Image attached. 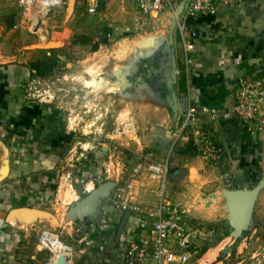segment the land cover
I'll use <instances>...</instances> for the list:
<instances>
[{"label": "rangeland", "instance_id": "374dc122", "mask_svg": "<svg viewBox=\"0 0 264 264\" xmlns=\"http://www.w3.org/2000/svg\"><path fill=\"white\" fill-rule=\"evenodd\" d=\"M68 2L44 14L40 0H0V71L14 68L15 84L5 97L19 103L14 110L0 109V188L12 190L8 197L16 190L26 195L39 189L33 173L21 179L31 171L32 155L40 162L38 171L50 174L53 180L49 205L38 207V212L12 214L10 210L16 205L8 207L5 217H9L6 223L11 237L6 248L0 246V264H59L66 253L72 264H110L108 249L93 256V248L85 247L87 242L83 247H79L81 238L74 242L75 233L60 232L55 215H78L81 212L73 209L82 201L84 231L117 226L119 234L123 224L129 227L125 216L116 222L109 220L111 209L102 203L115 204L125 191L134 196L139 188L135 178L152 175L135 169L141 161L143 169L155 164L149 158V148H143L140 141L144 140L139 135L144 126L137 122L143 110L138 99H158L159 95L166 97L168 104L173 99V53L176 47L184 51V46L181 29L171 13L151 17L137 6L126 12L120 8L124 0H104L105 10L90 12L86 7L81 16L82 20L92 19L100 10L105 13V25L99 29L101 36H95L96 42L94 35L80 32L65 40L59 32L67 26L75 29V23H65L74 16L73 11L67 13ZM96 43H101V48L98 45L95 49ZM160 47L164 53L156 57ZM12 113H20L17 121L9 120ZM205 121L193 120L185 126L184 119L180 120L178 151L209 161L206 166L213 179L224 175L225 170L219 162L222 150L218 159L203 150L206 144L217 145ZM33 124L39 129L36 135L30 127ZM9 127L20 132L13 135ZM47 146L52 149L47 150ZM125 154L129 162L126 167L119 163ZM10 166L20 169L17 176L9 174ZM260 176L257 189L246 199L235 193V185L224 182L215 187L214 180H208L199 197L209 202L220 195L218 217H213L211 210L205 212L206 203L194 209L186 206L188 215L194 214L189 215L191 227L198 231L189 264H264V169ZM77 192L82 196L78 201ZM25 195L21 197L28 199ZM17 205L25 209L34 206L30 201ZM97 205L100 213L93 211ZM46 231L54 233L66 247L53 248L45 240ZM142 232L139 239L149 237L148 229ZM120 249L115 262L126 264L122 246Z\"/></svg>", "mask_w": 264, "mask_h": 264}, {"label": "crops", "instance_id": "0c3cea01", "mask_svg": "<svg viewBox=\"0 0 264 264\" xmlns=\"http://www.w3.org/2000/svg\"><path fill=\"white\" fill-rule=\"evenodd\" d=\"M68 3L67 13L73 11L74 16L65 23L67 25L75 23V29L68 28L66 25L67 27L59 32V37L66 40L75 32H80L87 36L94 35L93 42H96L97 37L95 36L101 34L99 29L105 25L102 22L103 14H105L103 12L105 10L104 0H101L99 9L103 10L98 12V16L83 20L81 16L86 9V0H69ZM109 3L110 1L108 5ZM120 6V8L129 12L136 5L132 0H124ZM190 25L197 31V51L188 63L184 57L183 47L180 49L175 48L174 57L172 58L174 66L170 81L171 95L173 96V99H170L171 104H168L167 101L169 100L166 97L159 96L157 92L158 99H138L139 104L143 107L137 118V122L144 126L142 132L139 133L140 137L144 138V140L140 138L142 146L146 150L149 148V158L152 157L155 164L167 166V172L164 175H155L147 170L146 165L145 169L141 168L139 170V173L145 170L144 173H151L152 175H149L150 177L147 175L145 178L140 175V177L135 178L139 187L138 193L131 197L134 198L132 200L143 211V216L136 212L124 214L123 216L127 220L125 222H130V226L123 224L120 229L121 232L119 230L118 234L116 232L117 226L114 228V226L109 225L105 231L98 229H91V232H88L87 229L84 231L85 211H82L84 207L81 204L82 201L73 209V211L81 212L78 215L71 213L70 215L67 213L66 215L56 213L55 215L59 220L61 225L59 230L63 235L69 232H72V235L75 233L77 239H73L74 242L76 243L81 238L82 242H80L79 247H83V242H87L86 249L93 248V256L96 257L108 249L112 255L111 263L117 264L115 262L116 254L120 253L121 246L127 243L131 236L135 240L142 236V231L147 230V227L142 225L141 220L152 222L154 217L149 215L148 212L156 210L162 203L182 204L185 208L190 206L191 209L200 208L206 203L205 212L211 210L213 217H218L219 212L217 211L218 205L216 202L219 199L222 201L220 195L214 196L209 202L206 199L201 201L199 197L200 194H204V186L206 187L207 182L214 180L215 187L228 182L235 185L238 190H249L253 194L261 179L260 171L264 169V129H249L234 111V106L237 101L236 86L238 78L242 74L251 71L258 72L264 77V0L223 2L215 13L200 15L195 21H191ZM96 44L100 45L101 48V43ZM13 71L14 68L0 71V87H4L9 92L15 84ZM18 106L19 103L14 99H7L4 96L0 100V109L3 112L5 109H17ZM192 109H195L196 120H206L205 124L207 128L213 131V136H215L217 142V145H214L219 146L220 151L222 150L220 156L223 158L220 157L219 162L220 167L223 168V171L225 170V174L220 177L212 179L209 176L210 168L206 166V163L210 162L202 156H194L178 151L179 143L182 140L179 123L182 118L187 119L189 111ZM19 116L20 113H12L9 120L17 121ZM30 127H32L35 135L39 132L35 124ZM29 129L31 131V128L27 130ZM8 130L13 135L20 132L13 127H9ZM39 145L33 148L34 151H37ZM49 148L52 149V146H47V150ZM126 157L127 154L119 162L125 167L129 163ZM29 159L31 160V171L27 172L25 169V176L21 179L30 178L33 173V178H37L35 184H38L39 189L32 190L33 192L29 190L26 195L21 191L22 195L28 196V199H25L21 197V194H18L19 192L17 193V190L15 195H9L8 197L6 194H9L12 190L10 191L6 186L0 188V246H5V248L8 246L6 244L9 237H11L7 233L8 224L6 220L9 217H5L8 207L12 208L13 205H16L10 210L12 214L22 211L24 213H29V211L38 212V207L49 205L48 203L52 198L50 197L51 185L53 184L52 176L38 171L40 170L38 169L40 162L33 155ZM141 162L144 164L143 161ZM42 163L47 162L43 161ZM18 170H14L13 166H10L9 174L17 176L20 172V169ZM25 171L23 170V172ZM20 184L19 182L18 185ZM211 185L209 184V187ZM80 197L82 196L77 192L76 200L78 201ZM29 201L33 202V208L28 207L25 209L24 205H17ZM70 202L66 203L70 204ZM102 205L111 209L109 220L113 219L116 222L117 219H120L119 215H122V211L105 202ZM98 206L93 211L100 213ZM189 215L194 217V214L189 213ZM197 232L196 230L193 245H195ZM4 239L7 241L3 242ZM118 264H121V262Z\"/></svg>", "mask_w": 264, "mask_h": 264}, {"label": "built area", "instance_id": "2783aa9c", "mask_svg": "<svg viewBox=\"0 0 264 264\" xmlns=\"http://www.w3.org/2000/svg\"><path fill=\"white\" fill-rule=\"evenodd\" d=\"M32 3L39 0H25ZM42 10L53 8L67 3V0H40ZM226 1L241 2L242 0H133L138 9L151 17L169 12L173 15L182 32L184 57L186 62L192 60L197 51V31L190 27L200 15H209L217 11L219 5ZM101 0H86V7L90 12L100 8ZM237 101L234 111L246 123L249 129H264V77L258 72H247L238 78L236 86ZM196 120L195 109L189 111L185 126ZM183 128V127H182ZM209 156L218 159L220 150L214 144H206L203 148ZM143 167L140 162L136 166L139 171ZM147 170L153 174L164 175L167 166L148 164ZM122 211L121 218L129 212L143 211L132 200L130 193L124 192L118 202L113 204ZM154 217L152 222L141 220L142 225L149 230V237L145 239H132L122 245L126 264H189L191 261L193 239L196 231L191 227L187 210L182 204L162 203L156 210L149 211ZM143 218V217H142ZM45 240L52 245L56 238L54 233L46 231ZM66 247V246H65Z\"/></svg>", "mask_w": 264, "mask_h": 264}, {"label": "water", "instance_id": "95a60500", "mask_svg": "<svg viewBox=\"0 0 264 264\" xmlns=\"http://www.w3.org/2000/svg\"><path fill=\"white\" fill-rule=\"evenodd\" d=\"M51 12V8H48L45 10V14H49ZM236 194H238L241 198L246 199L251 192L249 190H237L235 191ZM67 259L65 257H60L59 264H66Z\"/></svg>", "mask_w": 264, "mask_h": 264}, {"label": "bare ground", "instance_id": "6f19581e", "mask_svg": "<svg viewBox=\"0 0 264 264\" xmlns=\"http://www.w3.org/2000/svg\"><path fill=\"white\" fill-rule=\"evenodd\" d=\"M52 242L54 243V247L53 248H55V246H57V247H61V248H65V246L59 241V240H57V236H56V238L55 239H53L52 240ZM56 247V248H57ZM57 255H60V254H57ZM70 255H71V253H70ZM62 257H65L66 259H67V263L66 264H72V261H71V259H70V256H69V254L68 253H66V254H64V255H62ZM57 258V257H56ZM57 260V259H56ZM56 263V262H55Z\"/></svg>", "mask_w": 264, "mask_h": 264}, {"label": "trees", "instance_id": "16d2710c", "mask_svg": "<svg viewBox=\"0 0 264 264\" xmlns=\"http://www.w3.org/2000/svg\"><path fill=\"white\" fill-rule=\"evenodd\" d=\"M97 47H98V44H95L94 48L96 49ZM164 50L165 49L163 47H160L157 53L155 54V56L157 57L159 54L164 53ZM7 93H9L7 89H5L4 87H0V100H2Z\"/></svg>", "mask_w": 264, "mask_h": 264}]
</instances>
